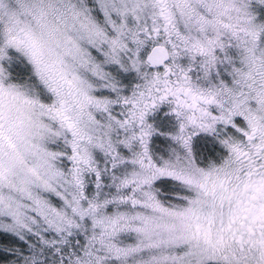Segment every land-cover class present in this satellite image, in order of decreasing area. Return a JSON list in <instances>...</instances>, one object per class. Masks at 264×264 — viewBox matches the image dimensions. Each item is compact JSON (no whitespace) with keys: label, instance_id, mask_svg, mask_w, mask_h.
Returning <instances> with one entry per match:
<instances>
[{"label":"snow or ice","instance_id":"6c2138e0","mask_svg":"<svg viewBox=\"0 0 264 264\" xmlns=\"http://www.w3.org/2000/svg\"><path fill=\"white\" fill-rule=\"evenodd\" d=\"M0 264H264V0H0Z\"/></svg>","mask_w":264,"mask_h":264}]
</instances>
